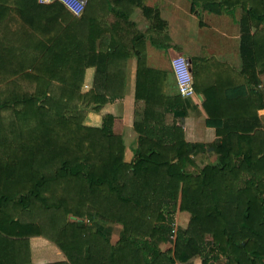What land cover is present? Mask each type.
<instances>
[{
	"label": "trees",
	"instance_id": "1",
	"mask_svg": "<svg viewBox=\"0 0 264 264\" xmlns=\"http://www.w3.org/2000/svg\"><path fill=\"white\" fill-rule=\"evenodd\" d=\"M195 3L214 14L240 8L244 82L234 90L247 91L223 94L228 106L211 111V86L198 81L220 75L210 74V59L190 56L194 89L212 113L206 124L218 136L191 143L180 126L163 121L165 105L156 109L160 88L151 78L157 75L143 74L138 60L135 98L144 108L133 124L134 156L126 162L111 115L100 127L83 124L87 109L97 112L121 97L125 83L113 63L119 46L100 45L95 52L86 43L91 0L80 17L57 1L0 0V264H31L28 240L36 235L63 251L67 264H187L197 255L211 264L220 252L225 264H263L264 124L256 74L264 75V0H192V11ZM30 49L38 54L29 58ZM89 66L95 67L93 83L82 92ZM172 99L167 110L183 117L182 96ZM205 148L215 153V163L198 167L192 155ZM176 211L188 212V223L176 226L173 251L161 250ZM85 216L119 224L116 244L109 246Z\"/></svg>",
	"mask_w": 264,
	"mask_h": 264
},
{
	"label": "crops",
	"instance_id": "2",
	"mask_svg": "<svg viewBox=\"0 0 264 264\" xmlns=\"http://www.w3.org/2000/svg\"><path fill=\"white\" fill-rule=\"evenodd\" d=\"M191 5L192 0H91V4L86 9L85 21L88 24H93L91 41L86 43H91L95 48L100 45L119 46V54L114 58L113 63L122 70L125 83L121 97L104 104L97 112L91 108L87 109L83 124L100 127L103 117L107 114L111 115L113 117L111 121L113 132L122 136L126 162L131 161L134 156L133 151L138 143V133L134 130L133 124L136 119L141 118L144 108V101L135 98L138 60L142 61L143 74L148 71L157 75V77L151 78L153 81L156 80L160 88V93L155 98L156 109L162 111V105H165L163 121L180 126L183 129L185 140L191 143L209 144L216 141L218 136L215 127L206 124V119L211 112L203 106L204 96L201 93L195 91V96H182L186 111L183 117L172 116L169 112L171 110H167V107H170L167 104V99L173 102V96L178 93L171 69L173 57L181 54L189 59L190 71L192 70L190 56L210 59L212 70L210 74H219L220 76H216L215 80L210 77L207 80L201 77L198 84L200 86L207 85L206 87L211 86L209 91L212 90L213 93H208L210 97L208 105L211 111L222 104L228 106L223 94L228 93L229 95L232 92L238 94L247 91L246 87H244L245 90H243L244 88L239 89V92L234 90L235 86L237 88L244 82L239 55L238 20L240 15L233 14V18L229 17L231 10L233 12L234 9L225 8H222L220 14H214L202 9L198 3H195L194 11H192ZM223 18L225 19L222 20ZM83 43L85 44V42ZM97 51L98 48L95 52ZM37 54L38 51L30 49L28 57L32 58ZM94 74V66L85 69L82 92L91 88ZM256 75L260 80L257 86L262 93L260 101H257L256 104H263L262 107H257V115L264 124V89L261 88L264 75L259 73ZM253 79H251V85L255 87ZM215 86L219 87L220 93H216L212 89ZM216 95H219V98ZM47 98L48 94L42 97L37 104L44 103ZM219 101L222 103H217ZM64 104L68 105L69 103ZM241 107L242 105L239 106V108ZM192 157L198 167L215 163L216 159L215 153L208 148L197 152ZM82 220L85 223H91L105 234L109 246L116 244L121 234L119 224L96 216L91 220L85 216ZM188 220V212H175L174 222L177 227H185ZM28 241L31 264L68 263L64 252L44 236H31ZM209 241H211L210 236H206L207 245L211 246ZM159 247L161 250L170 249L173 251L174 238L160 243ZM225 261L226 258L222 252L216 259L210 260L211 264H225ZM262 263L264 264V258ZM187 264H203L202 258L200 255L194 256Z\"/></svg>",
	"mask_w": 264,
	"mask_h": 264
},
{
	"label": "built area",
	"instance_id": "3",
	"mask_svg": "<svg viewBox=\"0 0 264 264\" xmlns=\"http://www.w3.org/2000/svg\"><path fill=\"white\" fill-rule=\"evenodd\" d=\"M60 2L73 16H80L84 10L86 0H37L38 3ZM171 69L175 79L177 92L183 96H195L196 92L193 86L191 71L188 60L181 54L171 59ZM176 224L173 223L170 239L175 236ZM184 264V263H176Z\"/></svg>",
	"mask_w": 264,
	"mask_h": 264
},
{
	"label": "rangeland",
	"instance_id": "4",
	"mask_svg": "<svg viewBox=\"0 0 264 264\" xmlns=\"http://www.w3.org/2000/svg\"><path fill=\"white\" fill-rule=\"evenodd\" d=\"M232 9H234V11L232 12V10H231V12H230L231 15H229V17H232V18H233V14H235V15H237V16L240 15L241 11H240V8H239L238 6L232 8ZM228 13H229V12H228ZM224 19H225V18H223L222 20H224ZM89 112H91V111H89Z\"/></svg>",
	"mask_w": 264,
	"mask_h": 264
},
{
	"label": "water",
	"instance_id": "5",
	"mask_svg": "<svg viewBox=\"0 0 264 264\" xmlns=\"http://www.w3.org/2000/svg\"><path fill=\"white\" fill-rule=\"evenodd\" d=\"M188 60V63H189V69H190V60L189 59H187Z\"/></svg>",
	"mask_w": 264,
	"mask_h": 264
}]
</instances>
